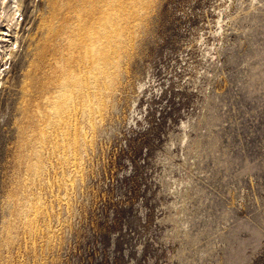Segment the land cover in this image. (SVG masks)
<instances>
[{
  "label": "rangeland",
  "instance_id": "rangeland-1",
  "mask_svg": "<svg viewBox=\"0 0 264 264\" xmlns=\"http://www.w3.org/2000/svg\"><path fill=\"white\" fill-rule=\"evenodd\" d=\"M11 14L0 264H264V0Z\"/></svg>",
  "mask_w": 264,
  "mask_h": 264
},
{
  "label": "bare ground",
  "instance_id": "bare-ground-1",
  "mask_svg": "<svg viewBox=\"0 0 264 264\" xmlns=\"http://www.w3.org/2000/svg\"><path fill=\"white\" fill-rule=\"evenodd\" d=\"M4 1L5 0H0V4L4 3ZM7 1L9 3L10 12L12 13L11 15L14 17L15 14L20 10V0H7ZM0 18H1V15H0ZM16 26H17V24H16ZM5 36H7V35H2L1 39H3L2 37H5ZM54 111H55V109H54Z\"/></svg>",
  "mask_w": 264,
  "mask_h": 264
}]
</instances>
